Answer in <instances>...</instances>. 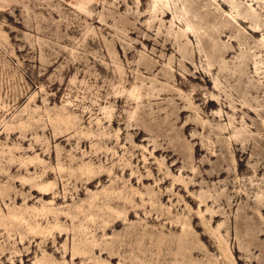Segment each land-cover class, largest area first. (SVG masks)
Here are the masks:
<instances>
[{
	"label": "rangeland",
	"instance_id": "obj_1",
	"mask_svg": "<svg viewBox=\"0 0 264 264\" xmlns=\"http://www.w3.org/2000/svg\"><path fill=\"white\" fill-rule=\"evenodd\" d=\"M0 264H264V0H0Z\"/></svg>",
	"mask_w": 264,
	"mask_h": 264
}]
</instances>
